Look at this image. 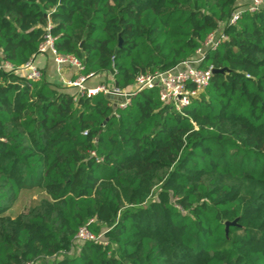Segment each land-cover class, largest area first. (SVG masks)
<instances>
[{
    "label": "trees",
    "instance_id": "16d2710c",
    "mask_svg": "<svg viewBox=\"0 0 264 264\" xmlns=\"http://www.w3.org/2000/svg\"><path fill=\"white\" fill-rule=\"evenodd\" d=\"M244 1L0 0L4 61L50 27L120 89L225 35L200 65L225 71L183 112L159 86L117 107L0 69V264H264V7L229 24Z\"/></svg>",
    "mask_w": 264,
    "mask_h": 264
},
{
    "label": "built area",
    "instance_id": "2783aa9c",
    "mask_svg": "<svg viewBox=\"0 0 264 264\" xmlns=\"http://www.w3.org/2000/svg\"><path fill=\"white\" fill-rule=\"evenodd\" d=\"M244 6L245 8H240L233 13L229 24H234L245 9L256 11L264 7V0H250V2ZM218 33L219 36L217 37H214L215 33L211 35L207 40L205 47L199 50L194 57L166 71L139 75L136 78L134 85L129 89H120L116 87L112 75V83L102 82L97 86L88 87L86 84L88 79L95 77L97 74L90 73L89 75H81L80 71L83 69V65L78 59L73 56L59 54L55 48L54 37L50 33V27L48 28L45 41L40 46L39 53L34 58L23 66L16 68L0 57V69L7 71L16 70L21 72L27 79L39 80L43 77V71L36 59L39 55L50 52L54 55L59 68L67 64L73 65L77 68L79 72L78 77L74 80L65 81V84L69 87L76 88L80 94L92 96L102 92L104 94H114L119 97L122 95H130L133 97L144 89L159 86L161 88V99L166 104L171 105V108L176 111L183 112L185 108L190 106L193 99L197 98L200 93L204 91L211 81L213 69H204L201 68L200 65L203 62L206 52L210 49H216L220 42L225 39L224 27L218 30ZM130 101L131 99H127L126 101L118 102L117 105H115L114 102V105L117 107H125ZM77 240L80 242L95 240L100 243H107L102 235H94L87 227H82L79 230Z\"/></svg>",
    "mask_w": 264,
    "mask_h": 264
},
{
    "label": "crops",
    "instance_id": "0c3cea01",
    "mask_svg": "<svg viewBox=\"0 0 264 264\" xmlns=\"http://www.w3.org/2000/svg\"><path fill=\"white\" fill-rule=\"evenodd\" d=\"M36 61L43 71V76L49 82L59 84L72 93L78 92L76 88L65 84V81L74 80L78 77L79 72L75 66L67 64L59 68L54 55L50 52L39 55ZM102 82L112 83L111 75L108 73L97 74L95 77L88 79L86 84L88 87H94Z\"/></svg>",
    "mask_w": 264,
    "mask_h": 264
},
{
    "label": "water",
    "instance_id": "95a60500",
    "mask_svg": "<svg viewBox=\"0 0 264 264\" xmlns=\"http://www.w3.org/2000/svg\"><path fill=\"white\" fill-rule=\"evenodd\" d=\"M122 44V39H120V45ZM225 69H213V73H218V72H224ZM106 98L110 99V100H113L115 102V105H117L118 102H121V101H126L127 99H131L132 96L130 95H127V96H116L114 94H105ZM236 222H227V226L229 227L230 225L232 224H235Z\"/></svg>",
    "mask_w": 264,
    "mask_h": 264
},
{
    "label": "rangeland",
    "instance_id": "374dc122",
    "mask_svg": "<svg viewBox=\"0 0 264 264\" xmlns=\"http://www.w3.org/2000/svg\"><path fill=\"white\" fill-rule=\"evenodd\" d=\"M249 2H250V0H246V1H244L242 4L247 5ZM215 36H216V37L219 36L218 31L214 34V37H215Z\"/></svg>",
    "mask_w": 264,
    "mask_h": 264
}]
</instances>
